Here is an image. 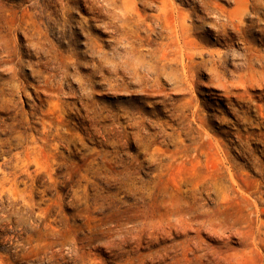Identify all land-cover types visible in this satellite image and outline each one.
Segmentation results:
<instances>
[{"label": "rangeland", "instance_id": "1", "mask_svg": "<svg viewBox=\"0 0 264 264\" xmlns=\"http://www.w3.org/2000/svg\"><path fill=\"white\" fill-rule=\"evenodd\" d=\"M199 2L0 0V264H264V91Z\"/></svg>", "mask_w": 264, "mask_h": 264}, {"label": "bare ground", "instance_id": "2", "mask_svg": "<svg viewBox=\"0 0 264 264\" xmlns=\"http://www.w3.org/2000/svg\"><path fill=\"white\" fill-rule=\"evenodd\" d=\"M108 1L109 0H104V2H106V3H108ZM211 1L212 0H200V2L198 4L201 7L200 9L205 12V16H207V18H208V16L213 17L212 18L213 22L208 25V28H210L211 30L218 33V36H225V37H227L228 30H230L231 33H233L240 40V42L245 45V47H244L245 54L244 55L246 56V61H247L248 65H251V66H247V68L248 69L250 68V70H251L250 74H252V77L249 80L246 79L247 83H243V84H239V85L242 87V90H244V91H246L248 88L256 87L257 89H259L263 92L264 91V52L260 53V51L256 48V46H259L262 44V42H264V0H229V3H231L233 5V8L231 10H226L225 8L218 6V5H215V4L214 5L212 4L213 6H211V5H209V4H211ZM140 4H141V2H140ZM119 9H120L119 20L121 23L120 28H121V30H123V32H124L123 36L125 38L126 37L127 38L135 37V39L138 38V40H140L138 47L139 48L147 47V51L151 54L150 57H153V58L155 57L158 62H163V64H165V65L166 64H176L178 62L177 52H176L175 47L171 46L168 43H166V44L158 43L156 45V47H153L151 40H147L148 37L145 39L140 38V34H138V30L142 26V24L144 23V21L146 19L145 17L141 16L139 13L135 12L132 8H129L125 4L122 7H120ZM160 11L163 15L167 14L170 16L174 15L177 12L173 8H170L169 10H167V8H165V7H161ZM174 17H176V16H174ZM148 27H150V26H148ZM183 30H185V29H181L180 31H183ZM149 32L152 34V33H154V30L149 29ZM170 32H172V34H175L176 36H178L177 30L170 31ZM208 32H209V30L204 32L205 36H207ZM193 47L197 48V46L190 45L189 49H192ZM233 50H234V48H233ZM130 52L134 53L133 50ZM170 56L172 58H169ZM183 57H185V56H183ZM186 59L188 62L191 63L192 54H190V55L186 54ZM184 61L185 60H183V63H182L184 70L186 68L189 69L190 67H192L189 65L187 66V64H185ZM254 62L257 65L256 69H254L252 67ZM201 64L203 65L204 63H201ZM201 64H199V65H201ZM152 67H153V65H152ZM212 81L215 82V83H211L212 85H215L216 87H221L225 91V93H227V94L230 93V89H236V90L239 89L236 86V85H238L237 82H233V83H227L226 81L222 82L220 76H218L217 82H216V80H212ZM260 97H261V95H260ZM236 104H237V102H236ZM193 112H194V110H193ZM238 113H241V112H238ZM214 144H216V143H214ZM247 183H248V181H247ZM256 204H257V202H256ZM258 210H257V212H258ZM258 216H259V213H258ZM257 233L258 232H255V234H257ZM255 238H256V236H255ZM256 247L258 249L259 246H256ZM263 252L264 251H262L261 253H263Z\"/></svg>", "mask_w": 264, "mask_h": 264}]
</instances>
